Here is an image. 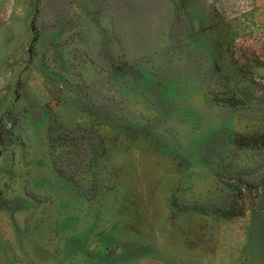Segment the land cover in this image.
<instances>
[{"label": "rangeland", "instance_id": "374dc122", "mask_svg": "<svg viewBox=\"0 0 264 264\" xmlns=\"http://www.w3.org/2000/svg\"><path fill=\"white\" fill-rule=\"evenodd\" d=\"M0 264H264V0H0Z\"/></svg>", "mask_w": 264, "mask_h": 264}]
</instances>
